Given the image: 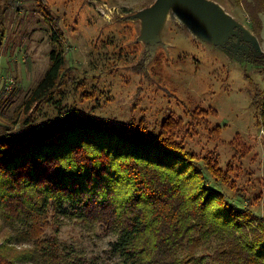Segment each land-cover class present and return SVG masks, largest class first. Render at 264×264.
I'll return each mask as SVG.
<instances>
[{"label": "rangeland", "instance_id": "1", "mask_svg": "<svg viewBox=\"0 0 264 264\" xmlns=\"http://www.w3.org/2000/svg\"><path fill=\"white\" fill-rule=\"evenodd\" d=\"M152 1L0 0V32L1 28L4 31L0 40V129L3 125L18 131L27 127L22 122L31 113L25 109L28 92L48 66L50 49L59 48L67 94L73 92L75 81L85 90L95 89L94 98L79 96V89L73 97L84 119L95 117L115 125L142 117L155 130L163 122H176L164 131L171 130L172 136L200 155L213 151L222 168L228 170L227 163L232 164L226 184L215 181L202 160H197L207 180L215 182L226 198L239 197L243 205L264 217V113L260 102L251 103L255 91L264 90V64L255 55L260 54L258 47L264 53V12L259 14L261 26L253 29L240 4L216 0L258 41L250 37L236 41L232 36L222 51L190 32L168 10L159 31L164 44H157L149 55L144 44L135 41L139 19L123 16ZM190 101L203 121L193 124L183 113L184 103ZM41 118L37 115L34 120L41 123ZM208 124L218 130L210 133ZM10 215L6 211L0 219V244L11 264H39L26 257L38 234H56L65 246L96 264H123L109 257V240L115 235L102 227L68 219L40 220L32 221L27 233ZM185 250L178 255L183 264H194L189 259L206 254L200 248ZM197 264H211L210 257L198 259Z\"/></svg>", "mask_w": 264, "mask_h": 264}, {"label": "trees", "instance_id": "2", "mask_svg": "<svg viewBox=\"0 0 264 264\" xmlns=\"http://www.w3.org/2000/svg\"><path fill=\"white\" fill-rule=\"evenodd\" d=\"M233 1L244 8L253 29L261 26L264 0ZM3 35L1 28L0 40ZM259 56L264 64V53ZM63 65L61 50L51 48L48 66L26 98L31 113L22 124L27 127L0 129V219L11 212L9 217L27 233L31 222L40 220L102 227L115 235L109 240V257L123 264H183L179 253L197 248L206 254L189 259L194 264L207 256L211 264H264V217L239 197L226 198L196 161L226 184L230 162L228 170L222 168L213 151L200 155L171 130L164 131L176 122H163L155 130L142 117L115 125L88 115L84 119L73 97L79 89V96L94 98L95 89L85 90L75 81L67 94ZM254 102L261 103L264 113V90L255 91ZM192 103H184L183 113L194 124L203 120ZM37 115L41 123L34 120ZM207 127L210 133L218 130ZM38 236L26 256L30 260L96 264L56 234ZM1 247L0 264H11Z\"/></svg>", "mask_w": 264, "mask_h": 264}, {"label": "water", "instance_id": "3", "mask_svg": "<svg viewBox=\"0 0 264 264\" xmlns=\"http://www.w3.org/2000/svg\"><path fill=\"white\" fill-rule=\"evenodd\" d=\"M168 10H172L190 32L222 51V45L232 36L236 37V41L238 37H250L257 41L255 35L216 0H153L142 9L123 16L127 20L139 19L135 41H141L149 55L154 53L157 44H164L159 31ZM257 51L262 53L259 47ZM231 57L238 59L235 55Z\"/></svg>", "mask_w": 264, "mask_h": 264}, {"label": "built area", "instance_id": "4", "mask_svg": "<svg viewBox=\"0 0 264 264\" xmlns=\"http://www.w3.org/2000/svg\"><path fill=\"white\" fill-rule=\"evenodd\" d=\"M261 131H262V129H261Z\"/></svg>", "mask_w": 264, "mask_h": 264}]
</instances>
